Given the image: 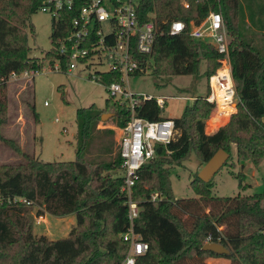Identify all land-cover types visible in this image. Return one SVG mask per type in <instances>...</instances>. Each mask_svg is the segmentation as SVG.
I'll list each match as a JSON object with an SVG mask.
<instances>
[{
	"label": "trees",
	"instance_id": "16d2710c",
	"mask_svg": "<svg viewBox=\"0 0 264 264\" xmlns=\"http://www.w3.org/2000/svg\"><path fill=\"white\" fill-rule=\"evenodd\" d=\"M140 0V23L153 21L157 27L152 52L140 60L152 59L149 72L155 78L171 76H212L219 64L216 51L203 42L193 41L189 24H199L209 13H220L228 36L229 59L235 85L236 112L227 124L206 134L204 120L213 105L199 97L183 109L175 125V138L166 146H154V158L137 171L130 198L139 209L133 229L148 249L135 264H206L223 258L230 264H264V190L251 196L215 197L213 178L201 181L197 174L189 186L196 198L174 197L170 175L172 167H182L194 152L205 164L218 150L228 154L224 166L236 150L238 164L250 162L257 170L264 162V55L240 32V0ZM42 0H0V95L12 73L40 71L42 64L31 58L27 27ZM151 15V17H149ZM173 21L183 22L185 30L170 36ZM44 60L61 59L53 48ZM65 68V61L61 59ZM119 74L102 75L103 85L119 81ZM32 85V83H31ZM33 121L38 122L33 106ZM5 99L0 98V144L23 157V162L0 164V192L22 197L30 205H0V264H121L128 243L122 234L130 226L128 206L122 191V159L114 151L115 130L102 122V115L113 114L115 126L123 128L130 120L126 105L108 97L102 109L91 105L76 110L75 160L44 163L24 153L19 144L6 139L1 127L6 123ZM139 118L162 120L154 100L137 110ZM91 149L99 156L91 157ZM89 156V157H88ZM222 167V168H223ZM221 168V169H222ZM220 169V170H221ZM120 174H117V171ZM246 189L245 175L228 172ZM158 193L161 199L150 201ZM30 206L37 210L30 213ZM75 215L76 224L66 238L48 240L32 232L33 220L44 215ZM190 220L189 223L184 219ZM206 243L220 244L229 255L203 251Z\"/></svg>",
	"mask_w": 264,
	"mask_h": 264
},
{
	"label": "rangeland",
	"instance_id": "374dc122",
	"mask_svg": "<svg viewBox=\"0 0 264 264\" xmlns=\"http://www.w3.org/2000/svg\"><path fill=\"white\" fill-rule=\"evenodd\" d=\"M239 29L246 42L252 41L264 55V0H240ZM28 46L31 58L38 59L42 64L40 71L27 77L19 75L6 83L5 99L6 123L1 127L2 135L13 140L21 150L39 158L44 163L71 162L75 160L76 149V110L91 105L102 109L108 93L103 86L93 80L96 74L103 73L107 68L103 65H78L71 74L55 70L56 63L44 60L45 53L51 49L52 19L48 14L37 11L29 19L27 27ZM54 67V68H53ZM205 64H200V76H171L155 78L145 72L128 79V89L136 95H150L153 98H164L165 106L160 110L162 118H178L186 106H190L206 95L209 78L202 76ZM32 83V85H31ZM29 106L34 107L38 122L33 121ZM237 108V107H236ZM235 110L232 112L234 114ZM231 114V115H232ZM230 115V116H231ZM219 116L212 108L204 120L205 133L210 134L227 124L229 117ZM224 117V118H222ZM110 120V119H109ZM107 125L115 130L114 151H118L121 129L115 126L114 119ZM91 157L99 156L91 149ZM93 154V155H92ZM232 160L213 177L215 197L251 196L264 190V162L257 170L250 162L238 164L235 147H231ZM89 157V156H88ZM23 162V157L0 144V164H16ZM204 166L194 152L182 167H172L170 182L173 195L178 200L196 198L189 186L190 179L198 174ZM229 171L243 173L246 189L238 187V180L229 175ZM120 174V171H117ZM31 215L37 208L30 206ZM189 223L190 220H187ZM75 215L53 217L48 214L37 223L33 220L32 232L36 236H45L50 241L66 238L75 226ZM206 264H230V261L218 258L208 259Z\"/></svg>",
	"mask_w": 264,
	"mask_h": 264
},
{
	"label": "built area",
	"instance_id": "2783aa9c",
	"mask_svg": "<svg viewBox=\"0 0 264 264\" xmlns=\"http://www.w3.org/2000/svg\"><path fill=\"white\" fill-rule=\"evenodd\" d=\"M140 0H42L37 11L48 14L52 19L53 48L61 59L55 60V70L71 74L78 65H103L107 70L93 78L103 84V74H119V81L103 85L108 96L120 105H126L130 120L121 129L119 153L122 159V191L126 195L129 228L122 234L128 243L127 254L121 264H135L137 257L146 253L148 246L134 232L133 221L138 217L139 209L130 198V192L137 180V171L154 158V146H166L176 134L174 121H149L136 116L137 110L146 101L154 100L163 109L164 98L150 95H136L129 91L128 79L149 72L152 59L140 60L152 52L157 27L153 21L140 23L137 6ZM185 8L188 2L183 1ZM151 17V15H149ZM185 23L173 21L169 35L181 34ZM189 37L195 42L211 46L218 55V68L209 78L205 101L213 105L219 116H230L237 105L236 90L232 79L229 59L228 36L220 13H209L199 24H189ZM34 72H23L28 76ZM19 75L12 73L9 80ZM161 199L158 193L150 195V201ZM26 204L22 197L4 196L0 192V205ZM43 217L35 219L39 223Z\"/></svg>",
	"mask_w": 264,
	"mask_h": 264
},
{
	"label": "water",
	"instance_id": "95a60500",
	"mask_svg": "<svg viewBox=\"0 0 264 264\" xmlns=\"http://www.w3.org/2000/svg\"><path fill=\"white\" fill-rule=\"evenodd\" d=\"M113 114L102 115L101 121L104 123L111 119ZM228 159V154L223 150H218L200 169L197 176L203 182H209L218 171L223 167L224 163ZM203 251H209L216 255H229V251L220 244L206 243Z\"/></svg>",
	"mask_w": 264,
	"mask_h": 264
},
{
	"label": "bare ground",
	"instance_id": "6f19581e",
	"mask_svg": "<svg viewBox=\"0 0 264 264\" xmlns=\"http://www.w3.org/2000/svg\"><path fill=\"white\" fill-rule=\"evenodd\" d=\"M224 117H227V116H224ZM224 117H222V118H224Z\"/></svg>",
	"mask_w": 264,
	"mask_h": 264
}]
</instances>
